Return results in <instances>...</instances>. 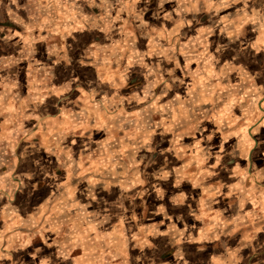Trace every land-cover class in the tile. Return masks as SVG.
<instances>
[{"label": "rangeland", "instance_id": "obj_1", "mask_svg": "<svg viewBox=\"0 0 264 264\" xmlns=\"http://www.w3.org/2000/svg\"><path fill=\"white\" fill-rule=\"evenodd\" d=\"M68 1L0 0V264H264V68L232 47L241 0ZM3 29L31 34L18 51Z\"/></svg>", "mask_w": 264, "mask_h": 264}, {"label": "crops", "instance_id": "obj_2", "mask_svg": "<svg viewBox=\"0 0 264 264\" xmlns=\"http://www.w3.org/2000/svg\"><path fill=\"white\" fill-rule=\"evenodd\" d=\"M111 1H113V0H108L107 2H111ZM107 2L105 1L104 4ZM231 2H233V0ZM240 2L242 5L241 6L242 16L240 17V15L237 13L234 15V17H237V15L239 17L235 18V22L233 24H231V22H230L231 26H233V28H234L231 31V33H229V36L230 35L232 36L233 42L235 43L234 46H232V47H233V49L234 48L237 49L238 52L241 54L252 53V55H250L249 57H253V60H256L258 58L257 63L259 64V67L262 70V68H264V0H241ZM67 3L70 4L72 2L67 0ZM111 3H114V2H111ZM223 3H224V0H213L212 6L218 7V6L223 5ZM233 7H234V4H233ZM114 11H115V9H114ZM231 13H232V11H231ZM65 17L67 18V20H66L67 22L68 21L70 22L73 20V14L71 12H67ZM25 19L26 18H23V17L17 18V24H18V26H20L21 29L29 27L27 20H25ZM210 20H211L210 22L215 21L216 23L218 21L217 19H214V18H211ZM69 24L72 26L71 23H69ZM227 27H229V25ZM10 31H11L10 29H3L2 41H4V40L7 41L4 44L9 46V47H13L14 49L16 48L15 47V45H16L17 50L20 51L21 46H23L22 42H24L26 40V37H28L29 34H31V33H30V31H28V34L26 32V34H24L25 37L23 38L19 31H18V33H11ZM236 37H239V39H237ZM241 67H242V70H244V68H246L247 66H246V64L243 63ZM261 70L259 69L258 71H256L257 75L261 72ZM257 75L254 77H253V75H249V76L254 79L255 77L256 78L258 77ZM262 88H263L262 90H259L261 95L263 93V97L261 98V104L263 107L260 111L263 112L261 123L264 124V86ZM1 99H4V97H2ZM2 105H4V104H2ZM10 113H11V111L8 109V107H6V105H4L2 108H0V121L2 119L6 118L7 115L9 116ZM259 226L264 228V222L262 225H259ZM262 230L264 231V229H262ZM258 232L260 233L262 231H258ZM90 236H92V235H90ZM86 237L88 238V241L90 239L98 238L97 241L100 244L97 245L95 253H94V254H98V250L100 247H102L101 245H103L104 242L99 241L100 237H88V236H86ZM177 238H181V237L177 236ZM243 239L246 240L245 236H243ZM100 240L104 241V239H100ZM177 242L179 244L180 243H182V244L189 243V244H194V245H197L198 243L201 244V241L198 240V238H194L193 240H190L189 242H186V241H180V242L177 241ZM174 247L175 246H173L172 248L175 249ZM197 249H201L200 246ZM170 250L171 249H169L165 253V255L162 254L159 256L158 255L154 256L153 253H145L143 255L139 252H138L139 254L137 252H135L134 254H133V252H129V253L128 252L127 253L126 252H115L113 260L110 262H108L110 257H108V255H106V254L105 255H99V254L94 255V254H92L94 256L89 257L88 262H86V260H87L85 257L86 254H83L80 256H75V254H72L69 257L70 259L66 260L65 264H200L201 263L200 260L191 259L190 256L187 255L189 253L184 254V252L182 253V251H178L177 253L179 255L175 256L176 255L175 252L174 251L172 252ZM230 253L233 255L234 251L232 250ZM88 254L89 253H87V255ZM226 254L228 255V253H225V252H224V255H223V253H220V254L215 253L212 255L210 253L209 263H207V264H226V261H224V259H223V258H225V260H227ZM172 257H173V259H172ZM36 260L38 261L37 264H55V263H57V258L55 256H51L48 253L43 254V255L41 254L39 256L36 255ZM92 261H94V262L92 263Z\"/></svg>", "mask_w": 264, "mask_h": 264}]
</instances>
